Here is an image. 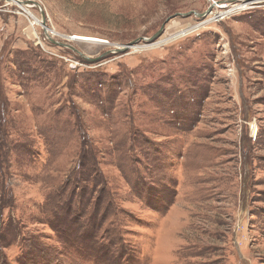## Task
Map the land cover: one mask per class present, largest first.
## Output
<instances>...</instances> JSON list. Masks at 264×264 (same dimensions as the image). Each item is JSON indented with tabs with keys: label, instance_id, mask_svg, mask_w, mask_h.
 I'll return each mask as SVG.
<instances>
[{
	"label": "rangeland",
	"instance_id": "obj_1",
	"mask_svg": "<svg viewBox=\"0 0 264 264\" xmlns=\"http://www.w3.org/2000/svg\"><path fill=\"white\" fill-rule=\"evenodd\" d=\"M229 1L0 0V264H264V0Z\"/></svg>",
	"mask_w": 264,
	"mask_h": 264
},
{
	"label": "water",
	"instance_id": "obj_2",
	"mask_svg": "<svg viewBox=\"0 0 264 264\" xmlns=\"http://www.w3.org/2000/svg\"><path fill=\"white\" fill-rule=\"evenodd\" d=\"M229 3H233L232 5H234L236 8H245V6L256 5L258 3V1L257 0H232V1H229ZM194 14H196V13H194ZM189 15H190L189 13L188 14H176V15L172 16L170 19H174L176 17H187ZM204 16H205V14L199 15L200 18H203ZM215 17H217V16H215ZM170 19H168V20H170ZM213 20H218V19L214 18ZM163 31H164V26H162V28L159 30V32H157L152 38H150V39H137V40L127 44L125 47L122 48V50L126 51V50H129L131 48H134L141 41L147 42L149 45H153V44L157 43L156 40L161 36ZM117 51H120V50H117ZM79 55L82 59L87 60L89 62H97L98 61V59H90V58H87L81 54H79Z\"/></svg>",
	"mask_w": 264,
	"mask_h": 264
},
{
	"label": "bare ground",
	"instance_id": "obj_3",
	"mask_svg": "<svg viewBox=\"0 0 264 264\" xmlns=\"http://www.w3.org/2000/svg\"><path fill=\"white\" fill-rule=\"evenodd\" d=\"M13 3V2H12ZM19 4V3H18ZM34 4V3H33ZM21 9L24 10L25 14L26 15H29L28 17H30L32 19V23H31V26H33L34 24H37L39 26H42L43 29H45V32L46 33H52V34H55L53 31H51L50 29H47L46 27H44V24L43 21H41V19H36L28 10L29 7H32V5H22V4H19L18 5ZM214 18H223V15H219L217 17H214ZM213 18V19H214ZM197 28V27H196ZM185 32V31H184ZM56 35V34H55ZM58 35V34H57ZM79 41V42H92V43H97V44H103L105 42H103V40H100V39H97V38H93V37H85V36H77V35H74L72 37L69 38V41Z\"/></svg>",
	"mask_w": 264,
	"mask_h": 264
},
{
	"label": "built area",
	"instance_id": "obj_4",
	"mask_svg": "<svg viewBox=\"0 0 264 264\" xmlns=\"http://www.w3.org/2000/svg\"><path fill=\"white\" fill-rule=\"evenodd\" d=\"M234 8H236L235 6H234ZM236 9H240V8H236ZM46 35V37L48 38V35L47 34H45Z\"/></svg>",
	"mask_w": 264,
	"mask_h": 264
},
{
	"label": "trees",
	"instance_id": "obj_5",
	"mask_svg": "<svg viewBox=\"0 0 264 264\" xmlns=\"http://www.w3.org/2000/svg\"><path fill=\"white\" fill-rule=\"evenodd\" d=\"M2 159H3V157H2Z\"/></svg>",
	"mask_w": 264,
	"mask_h": 264
},
{
	"label": "crops",
	"instance_id": "obj_6",
	"mask_svg": "<svg viewBox=\"0 0 264 264\" xmlns=\"http://www.w3.org/2000/svg\"><path fill=\"white\" fill-rule=\"evenodd\" d=\"M19 5V4H18Z\"/></svg>",
	"mask_w": 264,
	"mask_h": 264
}]
</instances>
